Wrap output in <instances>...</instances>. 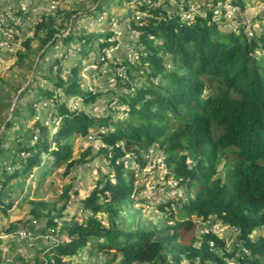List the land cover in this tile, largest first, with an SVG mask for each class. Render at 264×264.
Wrapping results in <instances>:
<instances>
[{"label": "trees", "instance_id": "trees-1", "mask_svg": "<svg viewBox=\"0 0 264 264\" xmlns=\"http://www.w3.org/2000/svg\"><path fill=\"white\" fill-rule=\"evenodd\" d=\"M227 1L211 0L212 8L205 16L192 17L188 2L182 3V9H172L171 0H139L136 10L142 16L131 23L138 34L139 63L127 64V80L118 79L116 84L126 93L114 94L112 100L124 108L123 117H118L122 112L117 111L99 119L57 104L63 120L55 147L48 140L46 127L38 122L30 130V137L21 138L16 147L0 149V154H8L4 166L0 165V208L5 209L12 207L4 202L8 198L6 186L33 168L43 167L41 176L47 177L51 173L49 163L55 168L64 165L62 175L68 177L74 167L86 163L91 150L76 159L73 144L76 137H87L91 129L100 138L99 155L110 169L106 179L99 180L83 200L90 213L85 223L62 226L65 239L37 248L32 263L17 255L4 264H69L67 259L84 250L90 256L104 255L102 264H181L183 260L190 264H223L233 258L238 264H264V236L258 240L252 236L264 228V58L258 56L264 52V26L260 34L247 25L238 33L223 32L214 14ZM103 4L105 1L93 12L100 11ZM230 5L246 9L242 0H230ZM64 11L58 10L36 26L34 38L42 52L40 60L59 41L69 46L81 39L85 45L77 54L87 55L93 50L87 35L63 36L82 15ZM32 41L26 38L23 49L17 52L20 62L35 55ZM106 47L108 44H99L101 50ZM52 62V68H58L61 60L55 58ZM75 64L68 79L59 73L57 81L51 82L54 88L67 99L80 97L85 104L102 97L81 90L79 65ZM140 82L143 85L138 87ZM54 92L40 91L39 96L56 103ZM18 113L15 108L13 118L4 120L3 132L15 124ZM35 130L42 136L32 144ZM154 146L164 156L167 180L176 181L186 198L160 204L157 209L161 217L155 223L134 217L135 224L129 225L123 214L136 201L134 177L125 159L134 156L143 166V157ZM42 154L50 156L51 161L47 162ZM7 164L13 169L7 170ZM72 187L66 185L55 203L32 200L28 226L33 221L47 220L45 231L54 230L55 235L57 220L70 203ZM60 201L64 202L61 208ZM98 215H105L107 223ZM212 217L239 231V241L244 242L252 258L238 257L235 251L227 253L225 241L213 232L197 236L201 223ZM17 226H10L5 233L16 234ZM28 226L24 224V228ZM167 253L172 254L171 259Z\"/></svg>", "mask_w": 264, "mask_h": 264}, {"label": "rangeland", "instance_id": "rangeland-1", "mask_svg": "<svg viewBox=\"0 0 264 264\" xmlns=\"http://www.w3.org/2000/svg\"><path fill=\"white\" fill-rule=\"evenodd\" d=\"M104 1L105 6L103 4L100 11L93 12ZM183 2H188V5L191 6L192 17L197 14L205 16V12L212 8L211 0H171L172 9H182ZM242 2L246 7L244 11L231 6L230 0L225 4H219L220 6L218 5L214 14V20L225 33H238L240 27L247 25L252 28L251 30L255 34H260L264 26V0H242ZM53 4H56L53 15L57 14L58 10H65V13L78 12L82 14L79 16L78 22L73 27L71 26L63 36L70 33L80 37L87 35L89 36L87 41L91 37L90 45L93 50L87 55L77 54L85 43L83 44L81 39H75L69 46L59 41L50 48L45 58L40 60L42 52L39 49V42L34 38L35 30L37 24L51 15ZM137 5H139V0H0V16L16 17L20 22L16 37L12 42H9L10 48L6 49L10 53H5L7 59L4 58L0 64V140L2 139L0 149L16 147L21 138L24 139L28 134L30 137V130L38 122L46 127L48 140L55 147V136L63 120L56 110L57 104H64L72 112H84L99 119L117 111L122 112L124 108L116 105V99L114 102L112 100L114 94L126 92L117 89L118 80L116 83L113 82L119 74L122 76L126 74L127 64L134 66L139 63L138 34L131 27L132 19H140L142 16L136 10ZM25 7L26 11L23 10ZM130 14L131 16H129ZM134 22H138V20ZM95 36L97 38L93 40L92 38ZM26 38L33 40L31 48L35 55L20 62L16 54L23 49L22 44ZM102 43L108 44V47L101 50L99 44ZM258 56L264 58V52L259 53ZM55 58L61 60L58 68H52V61ZM76 62L80 70L78 78L81 90L102 94V97L94 102L85 104L78 96L67 99L60 89H55L51 84L52 81H57L59 73L64 80L68 79L67 77L71 75V69L76 66ZM127 78L126 74V78L123 80H127ZM137 85L141 87L143 83L140 82ZM40 91H55L53 96L57 100L56 103H53L51 99L39 96ZM15 108L19 110L16 122L3 132V122L5 119L13 118ZM118 117H123V112ZM34 132L35 138L32 144L37 143V139L42 136L38 130ZM101 146L102 143L96 131L91 129L87 137H76L73 144V156L76 159L80 158L87 149L91 150L85 157L86 163L74 167L68 177L62 175L65 169L64 165L55 168L53 163H49L47 168L51 170V173L47 177L41 176L43 167H35L6 186L8 198H4V202L5 204L11 203L12 207L10 209H5L4 206L0 208V240L2 241L0 264L12 262L17 255L32 263L37 248L65 239L63 237L65 234L63 232V235L61 234L62 226L86 222L90 213L84 208L83 200L94 190L97 182L106 179V175L110 172L107 160L99 155ZM7 156L8 154H0V165L7 161ZM42 157L47 159V162L51 161V157H47L46 154H42ZM125 160L129 172L134 177L136 201L132 209L123 214V219L127 224L134 225V217L142 218L141 221L145 223H155L161 217V213L157 209L160 204L172 198L182 197V200H185V190L178 187L176 181L167 180L164 156L157 146L152 147L149 154L143 157V166L134 156L128 155ZM5 166L7 170L13 169L9 164ZM219 173L223 175V171L220 170ZM68 184L73 185L70 193L71 200L63 217L57 220L59 225L55 230V235L48 230L45 231L47 220L38 223L33 221L28 226L32 219L31 210L33 209L30 202L42 199L55 203L59 200L63 188ZM63 205V201L58 203L59 208ZM56 213L54 212V215ZM98 217L105 224L107 223L105 215H98ZM25 223H27V229L24 228ZM16 224L19 227L16 234L5 233V230ZM202 232H213L222 238L226 243L227 253L235 251L238 257L252 258L251 254L250 256L241 254L240 248L244 247V242L239 241L237 229L212 217L206 223H201L197 230V236L201 237ZM22 234H25L26 237L23 238ZM252 236L254 240H258L259 237L264 236V228L256 230ZM223 254L220 251V255ZM167 256L169 259L172 258L171 253H167ZM236 259L233 258L228 262H234ZM67 260L69 264H102L105 256L102 254L90 256L88 251L84 250L79 255ZM261 261L264 263V259ZM181 264L190 263L188 260H183ZM195 264H199V262Z\"/></svg>", "mask_w": 264, "mask_h": 264}, {"label": "built area", "instance_id": "built-area-1", "mask_svg": "<svg viewBox=\"0 0 264 264\" xmlns=\"http://www.w3.org/2000/svg\"><path fill=\"white\" fill-rule=\"evenodd\" d=\"M26 6V5H25ZM24 11L27 10V8H23ZM53 10V11H52ZM56 10V4H53L51 6V15H53L52 13ZM187 18H190V15L186 16ZM20 24V22L18 21V19L16 17H4V16H0V64L1 62L5 59H7L5 53H10V51L6 50L10 48V44L9 42H12L14 40V38L17 35V27ZM7 51V52H4ZM127 74V72H125ZM126 74L124 76H122V74H119L118 76H116L115 81L113 83H116L118 79H124L126 78ZM50 232H52V234L54 233V230H50ZM23 238L26 237L25 234H22ZM241 254L243 255H247L250 256V251L249 249H247L245 246L241 247ZM231 259H226L224 260L223 264H238V262H236L234 260V262H228ZM206 264H211V262H208ZM217 264V263H216Z\"/></svg>", "mask_w": 264, "mask_h": 264}]
</instances>
